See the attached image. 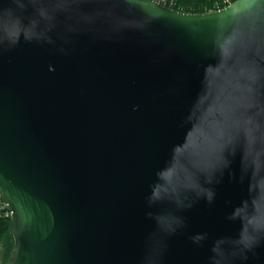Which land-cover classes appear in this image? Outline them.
Masks as SVG:
<instances>
[{"label": "water", "instance_id": "water-1", "mask_svg": "<svg viewBox=\"0 0 264 264\" xmlns=\"http://www.w3.org/2000/svg\"><path fill=\"white\" fill-rule=\"evenodd\" d=\"M203 14L0 0L10 264H264V0Z\"/></svg>", "mask_w": 264, "mask_h": 264}, {"label": "trees", "instance_id": "trees-1", "mask_svg": "<svg viewBox=\"0 0 264 264\" xmlns=\"http://www.w3.org/2000/svg\"><path fill=\"white\" fill-rule=\"evenodd\" d=\"M168 7L176 11L198 14L210 13L226 7V0H169ZM236 0H231L235 2ZM11 218H0V264H10L13 250L14 237L11 230Z\"/></svg>", "mask_w": 264, "mask_h": 264}, {"label": "built area", "instance_id": "built-area-1", "mask_svg": "<svg viewBox=\"0 0 264 264\" xmlns=\"http://www.w3.org/2000/svg\"><path fill=\"white\" fill-rule=\"evenodd\" d=\"M156 1L166 6H168V3L171 4V1L169 2V0H156ZM224 3L226 7L232 4L231 0H226L224 1ZM218 10H221V9L219 8L215 11H218ZM0 218H11L10 210L8 209L7 205L3 201H1V199H0Z\"/></svg>", "mask_w": 264, "mask_h": 264}, {"label": "snow or ice", "instance_id": "snow-or-ice-1", "mask_svg": "<svg viewBox=\"0 0 264 264\" xmlns=\"http://www.w3.org/2000/svg\"><path fill=\"white\" fill-rule=\"evenodd\" d=\"M200 14H201V13H198V15H200ZM203 15H208V14L205 13V14H203Z\"/></svg>", "mask_w": 264, "mask_h": 264}]
</instances>
